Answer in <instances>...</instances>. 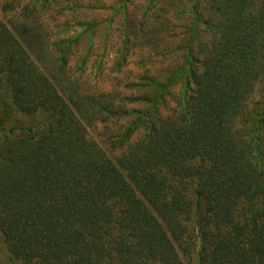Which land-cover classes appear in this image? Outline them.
<instances>
[{"label": "trees", "instance_id": "16d2710c", "mask_svg": "<svg viewBox=\"0 0 264 264\" xmlns=\"http://www.w3.org/2000/svg\"><path fill=\"white\" fill-rule=\"evenodd\" d=\"M17 4L0 17L4 264H264V0H204L183 60L118 98L49 60Z\"/></svg>", "mask_w": 264, "mask_h": 264}, {"label": "rangeland", "instance_id": "374dc122", "mask_svg": "<svg viewBox=\"0 0 264 264\" xmlns=\"http://www.w3.org/2000/svg\"><path fill=\"white\" fill-rule=\"evenodd\" d=\"M0 17L5 14L1 10ZM16 12L29 5V13L48 32L45 55L49 60L66 59L65 71L77 77L90 91L108 93L114 98L148 92L139 83L148 77L163 80L183 60V50L192 31V19L204 0H17ZM11 15V14H10ZM9 16V14H7ZM198 37L190 46L199 48L207 39L201 22H195ZM63 40V43H61ZM189 44V43H188ZM67 47V48H65ZM178 90L171 88L166 108L172 107ZM127 107L144 109L146 103L127 102ZM166 113L167 110L165 109ZM43 113L17 115L10 123H35ZM133 115L110 122V130L128 125ZM123 130V128H119ZM95 135L103 132L96 128ZM140 136L136 130L131 141ZM115 153L116 150H115ZM6 254L0 235V264ZM196 264V255L186 261Z\"/></svg>", "mask_w": 264, "mask_h": 264}]
</instances>
